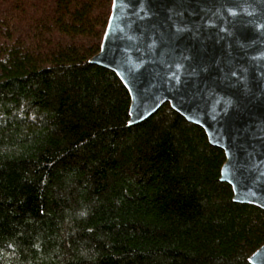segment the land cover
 <instances>
[{
    "label": "trees",
    "instance_id": "1",
    "mask_svg": "<svg viewBox=\"0 0 264 264\" xmlns=\"http://www.w3.org/2000/svg\"><path fill=\"white\" fill-rule=\"evenodd\" d=\"M112 1L0 0V264H252L225 151L170 103L132 125L91 62Z\"/></svg>",
    "mask_w": 264,
    "mask_h": 264
},
{
    "label": "water",
    "instance_id": "2",
    "mask_svg": "<svg viewBox=\"0 0 264 264\" xmlns=\"http://www.w3.org/2000/svg\"><path fill=\"white\" fill-rule=\"evenodd\" d=\"M262 26L264 0H113L91 62L128 88L132 125L170 103L202 126L235 200L264 209ZM250 262L264 264V244Z\"/></svg>",
    "mask_w": 264,
    "mask_h": 264
},
{
    "label": "snow or ice",
    "instance_id": "3",
    "mask_svg": "<svg viewBox=\"0 0 264 264\" xmlns=\"http://www.w3.org/2000/svg\"><path fill=\"white\" fill-rule=\"evenodd\" d=\"M262 27H264V26H262ZM177 31H178V32H180V31H184V29H179V28H178ZM178 67H179V66H178ZM233 75H235V73H233ZM89 231H91V230H89Z\"/></svg>",
    "mask_w": 264,
    "mask_h": 264
}]
</instances>
